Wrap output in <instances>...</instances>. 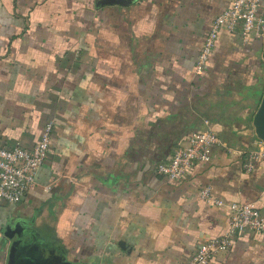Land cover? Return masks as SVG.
Masks as SVG:
<instances>
[{
    "label": "crops",
    "instance_id": "0c3cea01",
    "mask_svg": "<svg viewBox=\"0 0 264 264\" xmlns=\"http://www.w3.org/2000/svg\"><path fill=\"white\" fill-rule=\"evenodd\" d=\"M231 0H0V144L50 149L17 204H0V264H182L228 227L225 201L264 205L257 138L264 37L222 29ZM264 12V0L261 1ZM211 129L209 160L183 179L156 165ZM209 264H264V233L233 238Z\"/></svg>",
    "mask_w": 264,
    "mask_h": 264
},
{
    "label": "built area",
    "instance_id": "2783aa9c",
    "mask_svg": "<svg viewBox=\"0 0 264 264\" xmlns=\"http://www.w3.org/2000/svg\"><path fill=\"white\" fill-rule=\"evenodd\" d=\"M261 1L231 0L229 6L211 21L195 64L197 71L209 60L222 29L231 34L239 33L243 43H248L254 37H264ZM52 130L53 123H46L31 148L20 144H0V204H17L24 199L47 157ZM218 142V135L211 129L192 133L166 160L156 165V173L168 180L183 179L198 164L209 160L210 149ZM262 160L264 142L256 138L253 145L243 153V168L251 172ZM201 197L226 212L228 227L224 234L199 243L182 264H209L217 252L230 247L233 238L248 231L264 233V205L258 207L252 203L225 201L212 195L210 187L201 190Z\"/></svg>",
    "mask_w": 264,
    "mask_h": 264
},
{
    "label": "water",
    "instance_id": "95a60500",
    "mask_svg": "<svg viewBox=\"0 0 264 264\" xmlns=\"http://www.w3.org/2000/svg\"><path fill=\"white\" fill-rule=\"evenodd\" d=\"M263 59H264V50H263ZM253 127L256 137L264 142V92L260 104L253 116Z\"/></svg>",
    "mask_w": 264,
    "mask_h": 264
}]
</instances>
